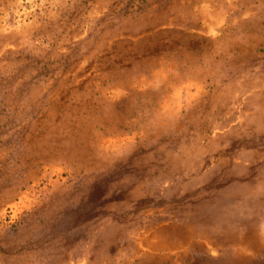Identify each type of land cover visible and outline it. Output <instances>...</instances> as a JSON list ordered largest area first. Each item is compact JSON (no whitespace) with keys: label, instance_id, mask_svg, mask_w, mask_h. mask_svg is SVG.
Here are the masks:
<instances>
[{"label":"rangeland","instance_id":"374dc122","mask_svg":"<svg viewBox=\"0 0 264 264\" xmlns=\"http://www.w3.org/2000/svg\"><path fill=\"white\" fill-rule=\"evenodd\" d=\"M0 264H264V0H0Z\"/></svg>","mask_w":264,"mask_h":264}]
</instances>
